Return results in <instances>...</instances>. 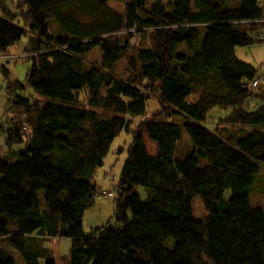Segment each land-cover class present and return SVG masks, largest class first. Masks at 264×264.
<instances>
[{
  "label": "trees",
  "instance_id": "trees-1",
  "mask_svg": "<svg viewBox=\"0 0 264 264\" xmlns=\"http://www.w3.org/2000/svg\"><path fill=\"white\" fill-rule=\"evenodd\" d=\"M9 1L0 0V54L29 35L23 54L33 63L26 82L39 97L9 80L0 124V145L11 153L0 157V242L23 264H56L40 260L34 234L71 238L69 264H264V208L253 207L250 197L264 163V97L252 87L258 70L236 55L237 47L264 41V22L240 23L264 19L263 0H175L169 11L164 0H115L125 4L124 14L110 0ZM52 19L60 34L51 31ZM148 29L157 46L140 47L130 59L138 80L118 79L112 73L130 55L134 30ZM181 44L188 53L179 52ZM95 48L102 62L88 68L85 56ZM197 86L201 93L190 102ZM157 91L161 108L143 119ZM254 100L256 107L247 110ZM216 106L232 109L227 122L254 130L208 129L202 122ZM98 109L113 114L104 117ZM126 116L141 120L113 216L86 234L83 217L98 197L97 171L128 127ZM184 130L193 149L178 158ZM145 135L156 143L155 153ZM18 144L24 149L15 150ZM134 186L147 188V198L132 192ZM198 196L203 219L194 214ZM30 237L35 240L28 244ZM0 264L18 262L0 247Z\"/></svg>",
  "mask_w": 264,
  "mask_h": 264
},
{
  "label": "rangeland",
  "instance_id": "rangeland-1",
  "mask_svg": "<svg viewBox=\"0 0 264 264\" xmlns=\"http://www.w3.org/2000/svg\"><path fill=\"white\" fill-rule=\"evenodd\" d=\"M232 1V3H236L237 0ZM9 2L12 3V0H10ZM174 2L175 0H164V4L167 5L168 11L172 9L171 4ZM108 4L115 11L122 14L125 13L124 3L115 0H110ZM151 4V1H149L147 6L150 7ZM53 21L54 22H50L49 24L51 31L55 34H60V30L56 21ZM198 29L199 31H204V28L202 26H199ZM134 34V38L130 40V55L120 60L112 73L115 77H118V79L124 81L133 80L136 82L139 78V72L130 63V59L136 57L137 49L140 47L156 48L157 46V37L154 31L150 29L139 33L137 31H134ZM28 41L29 35H25L20 40V42L10 48V55H17L18 57H12L10 59H0V115H2L4 107L7 104V87L9 80L19 81L22 84L26 85L27 89L25 90V94H32L33 96L39 97L35 90L26 82V75L28 73V70L32 66L33 60L29 57H23L21 55H23L24 49L28 44ZM178 49L181 53H188V49L185 44L179 45ZM236 55L240 60L251 64L258 70V77L261 78V82L260 85L255 88V91L261 93V95H263L262 97H264V41L257 42L247 47H237ZM102 56L103 54L100 48L93 49L90 53L85 56L86 66L89 68L95 65H100L102 62ZM5 69H7L9 72L8 79L5 77ZM104 91L105 88H103L102 94H104ZM159 93L160 91H157L156 94H153V96L148 99L146 114L144 117H142L143 119L152 118V115L161 108L160 100L158 98ZM200 93L201 87L197 86L196 93H192L188 97V100L190 102H195L198 99ZM81 99L83 100V97H81ZM256 103L257 101L251 102L250 104L245 105V108H247V110L254 109L256 107ZM98 111L104 117H108L113 114L112 111L102 109H98ZM231 114V108L219 106L213 107L209 110L206 119L202 122V125H204L210 130L216 129L217 127L218 130H223L224 127L227 129V132L229 134L231 133L232 135H241L254 130V127L250 125H242L236 122H227ZM126 117L129 119L128 127L124 128L114 138L109 153L104 159V164L100 168L98 176L96 177L97 183H101L102 171L107 170L113 172V174L116 176V180L119 179L123 164L128 156L127 154L132 139V131L137 128L139 121L141 120L140 116ZM174 120L180 123L185 122V119L181 116L174 117ZM261 130H264V127H262ZM145 142L151 153H155L157 151L156 143L150 138H148L147 135H145ZM24 147V144H18L15 145L14 148L15 150H23ZM192 148L193 144L191 142L190 136L184 130L182 138L178 142L176 156L178 158H184L188 154H190ZM3 155L10 156L11 153L8 148L0 145V157H2ZM206 164L207 161L205 159H201V165L205 166ZM107 190H104V192H106ZM132 192L140 194V196L144 199L147 198L148 190L144 186H134L132 187ZM231 194V190L228 189L225 192V197L229 199L231 197ZM250 197L253 207L264 208V163L260 164L259 173L253 185ZM39 198L41 205L45 207L46 203L44 190L39 191ZM113 201L114 197L101 194L96 198L95 203L86 209L83 217V230L86 234L91 233L92 230L98 227L106 225L108 221L111 220V217L113 216ZM108 202L110 203L109 207L104 205ZM193 209L194 214L197 218L203 219L206 217L207 212L203 205L202 199L199 196L196 197L193 201ZM34 237L38 239L36 245L39 244V246H37V249L34 248V250L38 254L41 261H45L48 258H53L56 261V264H69L72 246L71 238L41 237L37 234H34ZM31 239L32 237L28 238V244L31 243ZM166 244L170 248H173L175 245V240L173 238H170ZM0 247L6 248L8 251L12 252L18 264H23V259L20 254L14 253V251H12L6 243L0 242Z\"/></svg>",
  "mask_w": 264,
  "mask_h": 264
},
{
  "label": "built area",
  "instance_id": "built-area-1",
  "mask_svg": "<svg viewBox=\"0 0 264 264\" xmlns=\"http://www.w3.org/2000/svg\"><path fill=\"white\" fill-rule=\"evenodd\" d=\"M263 5H264V0H263ZM256 22H264V19H260V20H242L240 21V23H243V24H250V23H256ZM195 26H199L197 24H195ZM135 31V30H134ZM23 57H27L28 55L27 54H23L21 55ZM12 57H18L17 55H10V54H0V59L4 58V59H10ZM261 78L259 79H256L255 81H253L252 83V87L253 88H256L258 87V85H260V80ZM105 177L107 179H109V181L112 183V186L110 188V190H107L106 192H104V190L100 189L98 191V194L97 196L101 195V194H105V195H108V196H116V193H117V180H116V176L113 174L112 171H108L105 173Z\"/></svg>",
  "mask_w": 264,
  "mask_h": 264
},
{
  "label": "crops",
  "instance_id": "crops-1",
  "mask_svg": "<svg viewBox=\"0 0 264 264\" xmlns=\"http://www.w3.org/2000/svg\"><path fill=\"white\" fill-rule=\"evenodd\" d=\"M50 22H54L53 20H50L49 22H48V24H50ZM50 26V25H49ZM0 124H1V115H0ZM193 149V148H192ZM99 170H100V168L98 169V171H97V174H96V177L98 176V172H99ZM106 172H108V170L107 171H102V179H101V183H97L98 184V188H99V190L100 189H102V190H110V188H111V186H112V183L109 181V179H107L106 177H105V173ZM117 182H118V180H117ZM100 184H102V185H100ZM106 185V186H105ZM104 205H106L107 207H109V205H110V203L108 202V203H106V204H104ZM107 216V215H106Z\"/></svg>",
  "mask_w": 264,
  "mask_h": 264
}]
</instances>
